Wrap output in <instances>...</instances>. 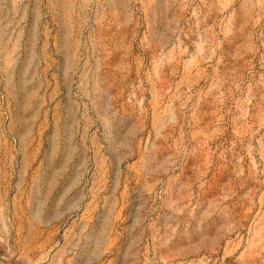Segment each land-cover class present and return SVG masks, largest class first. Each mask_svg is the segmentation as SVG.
Returning <instances> with one entry per match:
<instances>
[{
	"label": "rangeland",
	"instance_id": "1",
	"mask_svg": "<svg viewBox=\"0 0 264 264\" xmlns=\"http://www.w3.org/2000/svg\"><path fill=\"white\" fill-rule=\"evenodd\" d=\"M0 264H264V0H0Z\"/></svg>",
	"mask_w": 264,
	"mask_h": 264
}]
</instances>
